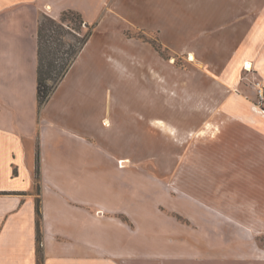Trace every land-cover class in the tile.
Instances as JSON below:
<instances>
[{"label": "crops", "instance_id": "obj_1", "mask_svg": "<svg viewBox=\"0 0 264 264\" xmlns=\"http://www.w3.org/2000/svg\"><path fill=\"white\" fill-rule=\"evenodd\" d=\"M112 1L117 0H0V264H38V197L42 264H264L259 152L248 169L227 163L211 169L206 175L211 178L202 182L199 169L155 171L134 164L132 154H112L113 170L80 173V154L99 163L95 133L111 120L100 113L115 110L102 109L97 99L100 75L115 73L100 72L101 63L110 62L102 61L95 33L38 107L41 16L58 18L75 10L91 24L111 15ZM245 61L252 64L245 58L242 65ZM155 127L172 134L163 119H156ZM84 176L87 184L80 180ZM148 192L158 197L149 200L156 215ZM148 228L156 232H145Z\"/></svg>", "mask_w": 264, "mask_h": 264}, {"label": "rangeland", "instance_id": "obj_2", "mask_svg": "<svg viewBox=\"0 0 264 264\" xmlns=\"http://www.w3.org/2000/svg\"><path fill=\"white\" fill-rule=\"evenodd\" d=\"M110 3L111 15L97 18L87 41L95 33L94 44L102 61L110 62H102L100 72L115 73L100 75L97 98L102 109L115 110L100 113L111 120L99 125L95 133L101 142L95 145L99 163L80 154V173L113 170L112 154H132L134 164L155 171L199 169L201 182L211 178L206 177L211 169H223L227 163L232 169H248L255 152L261 154L263 167L264 0ZM64 22V40L75 45L87 30L86 24ZM188 52H193V60ZM245 58L252 61L249 70L245 62L242 65ZM156 119H163L172 134L157 129ZM205 124L213 132L199 135ZM99 178L106 184L110 181ZM80 180L87 184L86 176ZM201 182L199 187L205 189ZM156 198L148 192L147 204L154 215L149 200ZM132 200L136 202V197Z\"/></svg>", "mask_w": 264, "mask_h": 264}, {"label": "trees", "instance_id": "obj_3", "mask_svg": "<svg viewBox=\"0 0 264 264\" xmlns=\"http://www.w3.org/2000/svg\"><path fill=\"white\" fill-rule=\"evenodd\" d=\"M68 19L73 24L82 23L84 20L79 12L75 10L63 11L59 20L44 14L38 28V65H37V102L41 107L50 97L58 82L65 75L72 62L75 60L81 46L87 41L92 24H86L85 33L77 37V43L74 45L64 40L66 32L65 20ZM47 26L44 27V22ZM47 39V40H46ZM48 41V42H46ZM67 45V47H66ZM46 79L51 80L47 83ZM34 191L40 194V171L39 162L36 160L34 169ZM41 209L39 197L36 199V224H37V240L36 248L38 254V264H42L41 255Z\"/></svg>", "mask_w": 264, "mask_h": 264}, {"label": "bare ground", "instance_id": "obj_4", "mask_svg": "<svg viewBox=\"0 0 264 264\" xmlns=\"http://www.w3.org/2000/svg\"><path fill=\"white\" fill-rule=\"evenodd\" d=\"M189 57H190L189 60H193V55L192 54H189ZM245 67L249 70V69L252 68V64L249 61H245ZM253 110L255 112L262 113V111H260V110H258L256 108H253ZM212 132H213L212 129L211 128H208V129H205L203 132H199L198 134L199 135H208V134H211Z\"/></svg>", "mask_w": 264, "mask_h": 264}, {"label": "built area", "instance_id": "obj_5", "mask_svg": "<svg viewBox=\"0 0 264 264\" xmlns=\"http://www.w3.org/2000/svg\"><path fill=\"white\" fill-rule=\"evenodd\" d=\"M120 164H121V162H120Z\"/></svg>", "mask_w": 264, "mask_h": 264}]
</instances>
